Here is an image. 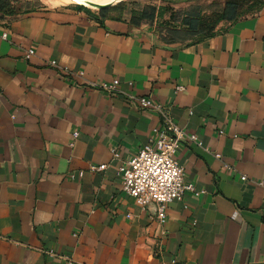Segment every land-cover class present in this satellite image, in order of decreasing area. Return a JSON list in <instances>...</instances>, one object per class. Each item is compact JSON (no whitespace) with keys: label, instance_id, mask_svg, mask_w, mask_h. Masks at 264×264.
<instances>
[{"label":"crops","instance_id":"0c3cea01","mask_svg":"<svg viewBox=\"0 0 264 264\" xmlns=\"http://www.w3.org/2000/svg\"><path fill=\"white\" fill-rule=\"evenodd\" d=\"M10 4L0 12V264H61L47 250L73 264H264V11L182 42L117 4ZM113 80V95L88 86ZM127 96L152 98L196 137L176 161L204 194L170 203L164 224L121 189L117 167L158 122Z\"/></svg>","mask_w":264,"mask_h":264},{"label":"built area","instance_id":"2783aa9c","mask_svg":"<svg viewBox=\"0 0 264 264\" xmlns=\"http://www.w3.org/2000/svg\"><path fill=\"white\" fill-rule=\"evenodd\" d=\"M5 37L6 35L2 34V38L5 39ZM34 54L33 49H28L24 54V59L29 60ZM49 65L52 68H57L55 61H51ZM62 73L67 74L68 72L63 70ZM74 75L82 77L83 72L79 71ZM118 85V80L109 83H88L89 87L100 90L107 95L117 93ZM183 89L182 86H177L175 91L179 92ZM127 99L137 102L141 109L156 113L158 122L151 130L147 143L139 148L129 160L117 167L121 189L133 199L141 210L152 205L156 221L159 224H164L166 210L170 203L174 201L182 202L186 194H191L193 197L204 194L203 190H197L192 183L185 181L183 169L176 161L180 143L185 139L196 141V137L194 135L187 136L181 128L172 122L166 107L152 98L127 96ZM219 134H222V132H219ZM77 135V133H73L72 138L75 139ZM198 144L200 145V143ZM111 152L114 157L117 156L114 150H111ZM215 157L219 158L220 156L216 154ZM105 168L104 164L90 165L88 171L92 173L100 172ZM82 175V172L78 173L79 177ZM241 180L244 181L245 177H241ZM45 253L49 257H58L61 264H73L69 257L56 256L53 250H47Z\"/></svg>","mask_w":264,"mask_h":264},{"label":"rangeland","instance_id":"374dc122","mask_svg":"<svg viewBox=\"0 0 264 264\" xmlns=\"http://www.w3.org/2000/svg\"><path fill=\"white\" fill-rule=\"evenodd\" d=\"M38 1L47 5L45 0ZM116 4L153 14L150 24L157 34L172 35L184 42L223 31L229 23L227 18L256 16L264 11V0H121Z\"/></svg>","mask_w":264,"mask_h":264},{"label":"trees","instance_id":"16d2710c","mask_svg":"<svg viewBox=\"0 0 264 264\" xmlns=\"http://www.w3.org/2000/svg\"><path fill=\"white\" fill-rule=\"evenodd\" d=\"M12 1V0H11ZM122 7H124L123 5H120V4H117V8H122ZM125 8V7H124ZM13 10V7L11 6V4H10V0H0V12H2V13H8V12H10V11H12ZM131 14H132V18L133 19H135V21H146L147 23L149 22H151L152 20H153V14L151 15V16H149V15H146V14H144L143 12H137V11H135V10H131ZM242 18V17H241ZM239 19V18H238ZM227 20L229 21V23L230 22H234V21H236L237 20V18L236 19H234L233 17H231V18H227ZM187 29H190V28H188L187 27ZM213 35H211V36H208V37H206V38H204V39H196V40H191V42H198V41H202V40H205V39H207V38H209V37H212ZM169 37V39H177V40H180V41H182V42H184L183 41V39H179V38H177V37H174V36H172V35H170V36H168Z\"/></svg>","mask_w":264,"mask_h":264},{"label":"bare ground","instance_id":"6f19581e","mask_svg":"<svg viewBox=\"0 0 264 264\" xmlns=\"http://www.w3.org/2000/svg\"><path fill=\"white\" fill-rule=\"evenodd\" d=\"M121 0H45V3L49 6H65L72 3H79L87 7L92 8H109Z\"/></svg>","mask_w":264,"mask_h":264}]
</instances>
